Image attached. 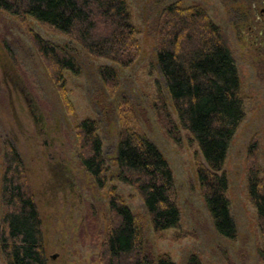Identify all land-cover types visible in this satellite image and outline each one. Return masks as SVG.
<instances>
[{
    "label": "rangeland",
    "instance_id": "1",
    "mask_svg": "<svg viewBox=\"0 0 264 264\" xmlns=\"http://www.w3.org/2000/svg\"><path fill=\"white\" fill-rule=\"evenodd\" d=\"M172 2L205 7L223 27L238 66L245 117L231 140L224 166L237 227L235 239L216 231L205 206L195 170L197 145L182 129L180 142L169 137L152 107L158 90L168 98L157 66L155 33L162 8ZM128 3L141 51L126 68L89 55L67 35L33 18L21 20L0 10V195L4 145L9 140L29 177L48 264H99L111 186L134 213L145 218V237L153 251L168 253L175 264H186L191 254L203 264H264L259 255L264 249V234L257 225L246 176L251 143H257L256 158L264 175V0ZM34 33L67 49L80 63V74L64 71L65 83L54 82L33 44ZM104 64L115 67L120 76L112 95L103 90L97 74V67ZM124 114L157 145L173 171L180 221L177 227L160 234L153 230L139 195L116 178L118 119ZM86 117L99 121L108 167L104 188L95 185L79 162L76 124ZM1 216L0 201V221ZM0 264H6L1 249Z\"/></svg>",
    "mask_w": 264,
    "mask_h": 264
},
{
    "label": "trees",
    "instance_id": "2",
    "mask_svg": "<svg viewBox=\"0 0 264 264\" xmlns=\"http://www.w3.org/2000/svg\"><path fill=\"white\" fill-rule=\"evenodd\" d=\"M0 10L21 20L33 18L67 35L89 55L122 68L133 64L141 51L128 0H0ZM32 40L54 82L65 83L64 71L80 74V63L67 49L37 33ZM155 51L168 93L167 98L158 90L152 103L157 119L175 142H180L182 129L189 141L197 145L195 170L205 206L216 231L235 239L237 227L224 166L245 111L238 66L223 27L198 3L166 4L157 21ZM97 74L103 90L110 95L115 93L120 77L116 68L99 65ZM76 132L80 165L96 186L106 187L108 167L98 119H81ZM256 147L257 143H251L248 149L247 192L256 209L257 225L264 234V175ZM3 154L2 255L6 264H48L42 221L23 160L9 140L5 141ZM114 162L116 178L139 195L155 233L177 227L180 209L170 164L126 114L118 119ZM108 208L99 264H175L168 253L153 251L145 237V218L130 209L115 186L109 189ZM259 255L264 259V249ZM186 264L203 263L191 254Z\"/></svg>",
    "mask_w": 264,
    "mask_h": 264
}]
</instances>
